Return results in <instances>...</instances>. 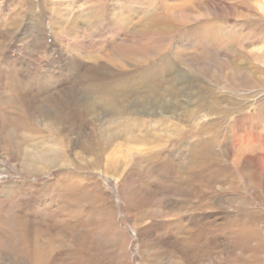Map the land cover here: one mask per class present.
Listing matches in <instances>:
<instances>
[{
	"label": "rangeland",
	"instance_id": "rangeland-1",
	"mask_svg": "<svg viewBox=\"0 0 264 264\" xmlns=\"http://www.w3.org/2000/svg\"><path fill=\"white\" fill-rule=\"evenodd\" d=\"M254 4L0 0V264H264V172L244 149L259 142L264 163V38L254 40L264 35V13L253 16ZM156 20L175 29L143 33ZM208 26L237 42L205 41ZM192 62L201 80L225 77L230 85L205 93L218 99L216 110L169 132L179 137L203 124L205 155L216 163L199 177L179 176L180 153L169 141L161 165L134 167L154 145L108 144L110 131L94 122L101 109L87 107L108 85L123 88V104L115 112L102 105L100 117L108 123L113 116L117 125L125 119L128 129L137 120L127 114L139 101L135 90L166 87L174 75L181 87ZM244 65L252 72L236 74ZM49 145L62 150L59 157ZM45 147L43 161L36 154Z\"/></svg>",
	"mask_w": 264,
	"mask_h": 264
},
{
	"label": "bare ground",
	"instance_id": "bare-ground-1",
	"mask_svg": "<svg viewBox=\"0 0 264 264\" xmlns=\"http://www.w3.org/2000/svg\"><path fill=\"white\" fill-rule=\"evenodd\" d=\"M255 1H256L257 7L254 4L255 11H254L253 16L254 15L263 16L264 14L260 15L258 12L262 11V13H264V0H255ZM56 13H58V12L56 11ZM120 13L121 12H118L116 17L119 19L118 21L121 23V26H123V22L125 23L126 19L123 17V14L120 15ZM66 20H68V19H66ZM55 21L58 22L57 19H55ZM156 21L157 22H152L149 25H142L141 29H142V31H144L143 33H147V32L149 33L150 32L153 35L160 36V35H165L166 33H168L169 30L172 31L175 29V27L172 24L171 25L166 24V25H168V26H166L161 21H158V20H156ZM54 22H53V25L56 27V24H55L56 22L55 23ZM71 22H72V24H70L71 26L73 25V23L74 24L77 23L75 20H73ZM197 25L198 24L191 26V29H193V30L196 29L199 26V25L198 26ZM262 25H263V31H264V16H263V20H262ZM63 26H65V25L63 24ZM68 26H69V24H68ZM68 26H67V28H68ZM71 26H70V28H71ZM208 28L211 29L210 26H208L207 29ZM238 28H240V27H238ZM215 29L212 28L210 30L211 33L208 32L209 34L208 35L205 34L206 36L203 34L204 36L202 39H206L205 41L212 40L213 42H219V39L221 41H225L226 43H233V42L236 43L237 42L236 40H232L234 38H237L236 36L232 35V36L224 37V36H221V34L219 36L218 31ZM242 32H244V33L243 34L240 33V37H241V39H243L246 36L245 42H247V36L250 33L247 31H244V30H242ZM241 34L244 36H241ZM191 35H193L192 37L196 41H199L198 40V35H199L198 30H196L195 34H191ZM249 36H248V41H249ZM257 38L258 39L254 38V40L256 42H258V43L262 42V40H260V38H264V35H262V36L258 35ZM227 40H228V42H227ZM199 43H200V41H199ZM204 44L205 43H203L202 45H204ZM217 44H219V43H217ZM209 46L215 47L216 43H215V45H209ZM258 50L263 51L264 50L263 46L258 47ZM219 51L220 50H218L217 52H219ZM117 53H118V51H117ZM194 56L198 57L199 53L195 52ZM75 67H76V65H75ZM237 68L238 67H235L234 70H236ZM192 72L194 73L193 76L191 75ZM237 72H239V73H236L238 75H245V74L251 73L252 70L249 66L244 65V67L238 68ZM188 74L190 77V81L189 82L185 81L181 87H178V75H174V77L171 80V84H169L166 87L159 86V87H154V88L136 89L135 93L139 96V101L132 103L133 105L131 106V108H129L127 110L128 111L127 114L136 117L137 120L133 119V121H134V124H133V121L130 119L132 127L128 128V129H127V125H126L127 123H126L125 119L122 120L119 123V125H117L115 123V119L112 115H111L112 117L109 116L110 121L108 123H105L102 120V118L100 117V115L102 116V114L100 112L102 110V108H101L102 105H103L104 109L105 108L108 110L111 109V112H115V110H114L115 107L121 106L123 104V88H121V90L119 91L117 89H112L110 87V85H108L107 89H103L102 92L95 95L96 102L87 107L89 113H92V112L94 113V112H97L98 109H101L99 112L96 113L97 118H96V120L94 119V122L99 123L100 121H102V123L105 125V129L110 131L109 139L107 140L108 144L112 143V138L113 139L119 138V139H123L124 143H125V141H131L133 143H136L137 147L139 146L140 143L154 145V147H152L151 150H149L147 153L145 152L146 154H145V157L143 159H139V160L133 161L131 163V165H133L134 167H136L138 169H147V168L154 166V165H158V164L161 165V162L165 161V159H166V157H164V154L162 153L161 150L163 148L166 149L167 143H169V141H171V145H172L171 149L173 147L178 153H180V155L178 154L180 156L178 159V162L175 161V160H177L176 158L174 160L176 162L175 172L179 176L184 175V174L185 175L191 174L192 176L197 175L199 177L204 170H206L212 164L216 163V160L213 159L214 157L213 158L209 157V159L206 158L207 154L205 155V147L206 146H205V141H204L206 139H204L205 136L202 137L203 128H204L203 124H200L199 126L197 125L198 128H196L197 126H195L194 130L182 129V134L179 137H173V134L170 133L169 130H171L170 128L172 126L178 125V123L189 124L191 119H194L195 121H199V120H201L202 115L216 110L217 107L219 106L218 99L217 98L210 99L208 96H206L205 93L206 92H213V90L219 89L220 86L227 87L228 85H230V81L227 80L225 77L223 78L224 81H204V80H201L199 78L201 73L197 67V64L194 62L189 64ZM233 76H231L230 78H234ZM261 80H262V82H264V79H261ZM118 82H120V81H118ZM24 89H25V87H24ZM51 95L53 96V93ZM52 96H51V98H52ZM90 96H91L90 94H87V96L84 97L83 102L84 103L89 102V100L91 99ZM48 98L50 99V97H48ZM56 98L58 99L57 96H56ZM191 99L193 100V102L191 101ZM80 100L82 101V99H80ZM98 103H100V105H98ZM189 104L194 105V107L192 109H190L188 107ZM55 105H56V101H55ZM53 109H56V108H53ZM53 111H55V110H53ZM56 111H58V109ZM140 112L147 114L148 116H146V117L148 119L144 115H142ZM41 113H40V115H41ZM51 117H53V116H51ZM24 120H25V118H24ZM51 121H52L51 123H54L55 118L54 119L51 118ZM122 124H123V130H121L122 128L118 130V128L122 127ZM52 126L56 127V124H53ZM162 126L166 130H164L162 128ZM196 129H198V130H196ZM50 131H51V129H50ZM195 132L197 134H195ZM57 135L60 136L59 134H57ZM58 138L59 137H57L54 140L57 141ZM209 139L211 140V138H209ZM52 140H53V138H52ZM186 141H187V143H185ZM211 141H214V140H211ZM211 141H210V144H211ZM51 144H52V142H51ZM257 145H259V142L254 143L252 146H250V145L245 146L244 149H247L250 152V156L252 157L253 160H255L258 164H261L260 172H264V163L261 159L260 154L257 152V149L255 148ZM61 146L66 147V143L64 141H62L59 147H61ZM49 148H50L49 152L50 153L55 152V154H58V157H59V154L62 153L61 152L62 150H60V149L55 150V149L51 148V145H49ZM98 148H99V146H98ZM45 153H47V147H45V149L39 155L38 154H36V155L44 161V159H47L44 155ZM99 153H101V152H99ZM99 153L97 156L93 155V157H96V159L98 161L101 159V157L99 156ZM165 156H166V154H165ZM126 157H129L128 160H130V158L133 157V153L132 154L130 153L129 156L126 155ZM169 157H171V156H169ZM51 158L53 159V160L51 159L52 161H55L53 156ZM61 159H63L62 155H61ZM170 160H171V158H170ZM113 164H114L113 161L110 162V165H113ZM261 175L259 176L260 181L263 179V177ZM263 175H264V173H263ZM179 176H178V178H179ZM115 177L118 179V176L116 174H115ZM169 181L170 180L168 179L167 184H169ZM170 182H172V181H170ZM184 184H186V181H184ZM18 221H19L20 225L24 221H26L28 224H30V221H28V219L25 217H19ZM173 237H176V236H173Z\"/></svg>",
	"mask_w": 264,
	"mask_h": 264
}]
</instances>
